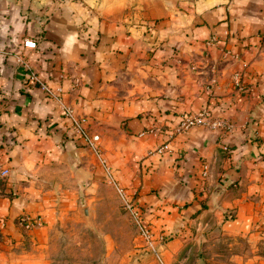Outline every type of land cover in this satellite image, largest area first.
Segmentation results:
<instances>
[{"label": "crops", "instance_id": "crops-1", "mask_svg": "<svg viewBox=\"0 0 264 264\" xmlns=\"http://www.w3.org/2000/svg\"><path fill=\"white\" fill-rule=\"evenodd\" d=\"M176 2L155 23L121 0H0V166L9 168L0 176V264H29L31 243L42 253L62 179L80 176L86 192L107 181L18 55L87 117L135 208L150 218L151 210L175 216L203 203L217 214L206 225L260 237L264 0ZM25 37L36 47H24ZM202 107L230 130L193 126L169 136L183 114ZM24 216H34L32 228L22 226Z\"/></svg>", "mask_w": 264, "mask_h": 264}, {"label": "rangeland", "instance_id": "rangeland-1", "mask_svg": "<svg viewBox=\"0 0 264 264\" xmlns=\"http://www.w3.org/2000/svg\"><path fill=\"white\" fill-rule=\"evenodd\" d=\"M121 2L129 11L150 14L155 23L177 4L176 0ZM87 125L89 131L97 132L89 122ZM62 181L67 185L65 191L57 194L58 221L47 231L42 253L38 254L33 243L26 246L32 254L27 257L29 264H162L157 252L164 264H264V223L254 245L255 241H249L246 233L230 232L221 223L206 225V219H216L217 214L205 210L203 203L197 211V207L191 208L175 216L170 214L175 211L172 209L151 210L150 218L136 208L143 225L151 232L150 246L141 237L138 224L112 183L96 180L86 192L81 185H89L80 176ZM127 196L133 204L128 193ZM24 217L29 221L34 218ZM22 223L26 229L34 224Z\"/></svg>", "mask_w": 264, "mask_h": 264}, {"label": "built area", "instance_id": "built-area-1", "mask_svg": "<svg viewBox=\"0 0 264 264\" xmlns=\"http://www.w3.org/2000/svg\"><path fill=\"white\" fill-rule=\"evenodd\" d=\"M22 45L27 48H35L36 42L34 39L30 37H25L22 40ZM17 59L25 67L27 74H28V80L31 83L39 86L44 91V93L58 105L62 114L66 118L69 119L70 127L74 130V132L80 138H82L85 145L96 155L99 162L101 163V165L104 167L106 171L107 181H109L110 183L114 185L116 191L118 192V194L122 197L124 201L125 208L129 210L134 220L138 224L139 233L141 237L145 240L146 244L153 246L152 240H151V232L149 228L143 225L139 210H137L133 206L131 200L127 196L126 190L124 189L123 186H121L117 182L110 168L106 164L105 158L102 155V150L99 145L100 134L98 132L89 131L88 125H87L88 123L87 117L77 112L74 106H72L70 103L64 100L63 89L61 86L53 87L49 85L45 80L40 78L36 72L32 70L30 64L27 61H25L20 55L17 56ZM234 80L236 81V83H239V77L237 74L234 75ZM193 126H202L214 132L216 131L224 132L230 129L231 124L226 118L212 116L210 113V110L204 107L196 113L183 114V116H181L178 123L170 131L169 136H173L174 134L187 130ZM165 147L166 145L159 146L157 150L160 151ZM8 173H9V168H4L0 166V176H5ZM21 219L22 221H26V226H29L30 222H32V221L26 220L25 217ZM154 251L157 252L156 250ZM156 255L160 259L161 263L164 264L158 252L156 253Z\"/></svg>", "mask_w": 264, "mask_h": 264}, {"label": "trees", "instance_id": "trees-1", "mask_svg": "<svg viewBox=\"0 0 264 264\" xmlns=\"http://www.w3.org/2000/svg\"><path fill=\"white\" fill-rule=\"evenodd\" d=\"M199 192H196V193H202V191L201 190H198ZM204 194V193H203ZM203 199H200V201H202ZM203 202V201H202ZM201 205H203V204H201ZM202 206H199V207H197L196 209H195V211H197L198 209H200Z\"/></svg>", "mask_w": 264, "mask_h": 264}, {"label": "water", "instance_id": "water-1", "mask_svg": "<svg viewBox=\"0 0 264 264\" xmlns=\"http://www.w3.org/2000/svg\"><path fill=\"white\" fill-rule=\"evenodd\" d=\"M85 213H87V209L85 210Z\"/></svg>", "mask_w": 264, "mask_h": 264}]
</instances>
